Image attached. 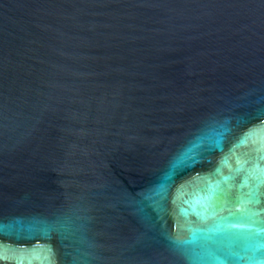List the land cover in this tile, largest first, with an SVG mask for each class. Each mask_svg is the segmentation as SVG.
I'll use <instances>...</instances> for the list:
<instances>
[{"label":"water","instance_id":"obj_1","mask_svg":"<svg viewBox=\"0 0 264 264\" xmlns=\"http://www.w3.org/2000/svg\"><path fill=\"white\" fill-rule=\"evenodd\" d=\"M0 264H264V0H0Z\"/></svg>","mask_w":264,"mask_h":264}]
</instances>
